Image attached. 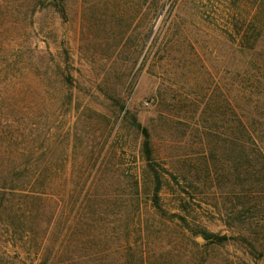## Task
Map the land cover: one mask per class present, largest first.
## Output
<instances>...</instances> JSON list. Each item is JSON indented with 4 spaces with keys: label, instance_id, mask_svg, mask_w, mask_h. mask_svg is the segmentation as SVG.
<instances>
[{
    "label": "rangeland",
    "instance_id": "374dc122",
    "mask_svg": "<svg viewBox=\"0 0 264 264\" xmlns=\"http://www.w3.org/2000/svg\"><path fill=\"white\" fill-rule=\"evenodd\" d=\"M257 6L264 0H0V68L10 61L26 89L11 103L40 108L14 117L11 150L30 146L34 162L74 166L80 183L90 174L73 243H60V202L52 213L56 201L43 198L30 212L7 195L0 264H264L240 241L201 236L237 232L209 204L227 209L240 190L232 138L253 70L241 66L238 40L264 22ZM132 116L150 132L151 166ZM257 216L245 213V228L258 230Z\"/></svg>",
    "mask_w": 264,
    "mask_h": 264
},
{
    "label": "trees",
    "instance_id": "16d2710c",
    "mask_svg": "<svg viewBox=\"0 0 264 264\" xmlns=\"http://www.w3.org/2000/svg\"><path fill=\"white\" fill-rule=\"evenodd\" d=\"M57 8L60 10V4L57 5ZM255 10L257 15L264 13V7L257 6ZM250 27L252 29L251 35H242L238 40L241 66H243L244 71H246L247 65L253 70V84L250 86V91L243 90L241 93L240 100L242 103L239 105V111L235 113L234 137L232 138V144L237 151L240 190L238 197H235L236 200L230 203L227 209H222L215 199L209 204L225 225L228 228H235L233 230L234 232L237 230V232L234 236H227L226 234L202 231L201 236L217 245H223L224 243L221 242L229 241V239L240 241L241 243L235 244L240 245L244 253L255 259H262L264 262V22L258 18L252 22ZM0 30L2 31L1 26ZM1 52L6 53L5 45L0 37ZM3 58L6 60L5 57ZM9 62H6L2 70L0 68V211H5L3 201L7 195L13 198L24 197L29 203L30 212L35 203L38 204L43 198L44 202L55 203L56 201L52 213L55 212V209L58 210V202H60L62 205L59 210V217H61L60 243H73V225L78 214L77 197L81 194V190L78 191V189L79 186L85 185L90 174L87 173V168H84L83 174L86 173V176L80 183L82 174L74 166L64 164L54 166L52 162H40L38 160L34 162L36 152L30 146L25 147L23 145V148L11 150V143L16 141L14 139L15 130L11 129L12 124L16 122L14 117L29 116L40 108L29 103L21 105L11 103L15 97L25 96L26 89H24L25 86L22 81L21 83L13 82L14 74L11 71L15 72V70L11 69L12 63ZM17 72L21 74L22 79L25 71L18 70ZM18 85L21 86L14 88ZM129 123L141 135L140 153L149 162L148 166H151L154 160V150L150 132L133 116L129 119ZM151 170L155 182L153 202L158 205L157 193L161 184L160 174L153 167ZM246 175L250 177L248 186L245 184ZM130 183L131 192L136 195L139 181L132 176ZM94 185L95 183L91 181L87 189L94 187ZM61 187L64 192L69 193L67 198L57 197L55 191L60 190ZM79 207H83L81 203ZM13 208L17 211L21 210V205L19 203L14 204ZM252 210L259 215L254 220L258 229L255 231L251 227L245 228L242 220L245 213ZM48 212L51 213L50 208ZM80 216L82 218V213ZM86 226H88L87 223ZM87 234L84 233L86 236L84 241L88 240Z\"/></svg>",
    "mask_w": 264,
    "mask_h": 264
}]
</instances>
